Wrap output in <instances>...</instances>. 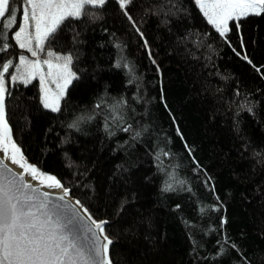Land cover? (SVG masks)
<instances>
[{"label":"trees","instance_id":"16d2710c","mask_svg":"<svg viewBox=\"0 0 264 264\" xmlns=\"http://www.w3.org/2000/svg\"><path fill=\"white\" fill-rule=\"evenodd\" d=\"M126 10L131 21L107 0L45 44L72 56L61 111L43 107L37 78L6 74L14 140L107 219L112 264H264V14L221 37L195 0ZM16 26L0 31L13 45L0 63H17Z\"/></svg>","mask_w":264,"mask_h":264},{"label":"snow or ice","instance_id":"6c2138e0","mask_svg":"<svg viewBox=\"0 0 264 264\" xmlns=\"http://www.w3.org/2000/svg\"><path fill=\"white\" fill-rule=\"evenodd\" d=\"M14 2L15 0H0V31L18 23ZM116 2L131 21L132 17L126 9L132 0ZM106 3L107 0H22V24L11 39L16 41L20 49H26L31 56L37 57L64 21L78 20L86 15L87 9L103 8ZM195 3L221 37H226L230 32V21L235 20L238 28L240 20L264 14V0H195ZM7 39L9 37L6 35L0 37V52L13 47L4 42ZM243 44L241 37L242 47ZM47 55L49 59L43 61L28 60L26 56L20 55L19 64L13 65L12 60L0 63V149L5 159L23 170L20 174L13 173L0 160V264H112L110 246L113 241L105 231L108 221L94 219L79 200L75 201V205L50 207V193L39 192L38 188L24 180V175L28 174L42 186L62 189L63 194L57 197L60 201L70 194L69 188L56 176L43 172L24 158L21 148L12 139L5 115V95L8 94L6 74L10 75L12 81H20L25 85L39 76L43 107L52 112L61 111L60 101L65 89L76 78L71 69L72 56L56 55L52 51H48ZM237 55L241 54L238 52ZM242 58L248 59L247 55ZM53 59L57 63H53ZM248 62L251 63L250 60ZM42 64L48 66L49 78L54 77V82L62 81L57 82V93L53 94L45 87ZM10 67L16 68V75L10 73ZM96 107L99 108L100 104ZM114 107H119V102ZM113 119L121 117L117 115ZM75 126L76 122L69 125ZM105 126L107 128V124ZM123 131L127 132L129 128H124ZM139 134L136 133L137 136ZM176 183L182 185L184 181ZM175 190L168 181L162 187L165 192ZM76 205L83 209V215L77 211ZM232 248L236 249L237 246L233 244ZM224 250L221 247L216 255H221Z\"/></svg>","mask_w":264,"mask_h":264},{"label":"rangeland","instance_id":"374dc122","mask_svg":"<svg viewBox=\"0 0 264 264\" xmlns=\"http://www.w3.org/2000/svg\"><path fill=\"white\" fill-rule=\"evenodd\" d=\"M23 11V10H22ZM22 24V13H21V15H20V19H19V21H18V23H17V26L15 27V29L13 30V33H12V35L14 36V33H15V31H17V30H19V27H20V25ZM16 42V41H15ZM18 46V45H17ZM18 48H19V46H18ZM19 50H20V54H19V56L20 55H24V56H26L27 57V59L28 60H36V59H40L41 61H43V60H45V59H49V57H48V55H47V53H48V51H52L51 49H49V48H47L46 49V47L44 48V51L43 52H40L39 54H38V56L37 57H33V56H31V53H29V52H27V50L26 49H20L19 48ZM53 52V51H52ZM54 54H56V55H61V56H64V55H67V54H59V53H54ZM19 56H18V60H17V63L16 64H19ZM63 61H60V63H62ZM53 63H57V61H55L54 59H53ZM42 72L44 73V75H45V79H46V84H45V87H47L48 89H50V91H51V93H57L58 92V89H57V82H59V83H62V81H57V82H54V80H55V78L53 77V78H49L48 76H47V73H48V66L47 65H43L42 64ZM53 71H55V70H53ZM17 74V71H16V68H15V70H14V72H13V74L12 75H16ZM36 78H37V80L39 81V89H40V98H41V96H42V92H41V88H40V79H39V76H36ZM28 159V158H27ZM31 162V161H30ZM32 163V162H31Z\"/></svg>","mask_w":264,"mask_h":264},{"label":"water","instance_id":"95a60500","mask_svg":"<svg viewBox=\"0 0 264 264\" xmlns=\"http://www.w3.org/2000/svg\"><path fill=\"white\" fill-rule=\"evenodd\" d=\"M8 125H9V123H8ZM9 127H10V125H9ZM11 129V128H10ZM11 134H12V132H11ZM16 142V141H15ZM27 158V157H26ZM0 160H2L5 164H7V166L12 170V172L13 173H16V174H20L22 171H19V170H17L16 168H14L11 164H9L2 156H1V154H0ZM30 162V161H29ZM33 164V163H32ZM44 172V171H43ZM46 173H48V174H51V173H49V172H46ZM51 175H53V174H51ZM55 176V175H54ZM24 180H25V182H28V183H31L32 185H33V187H36V188H38L39 189V192H48V193H50V196H49V201H50V207H53V206H61V205H64V204H71V205H75V201H73L72 200V198H75V199H77L76 197H74V196H72V198H70V195H71V193H70V195H68V196H65L64 197V200L63 201H60V200H57V197L58 196H60V195H62L63 194V191H61V192H58V191H50V190H47V189H44V188H42L40 185H38V184H34L33 182H31L30 180H28L27 178H26V176L24 175ZM78 200V199H77ZM81 203V202H80ZM83 207L84 208H86L84 205H83ZM76 209H77V211L78 212H80L81 213V215H83V209H81L80 208V206L79 205H76ZM88 212H89V210H88ZM90 213V212H89ZM91 214V213H90ZM92 215V214H91ZM92 217L95 219V217L92 215ZM97 220H106L107 221V219H104V218H102V219H97Z\"/></svg>","mask_w":264,"mask_h":264},{"label":"bare ground","instance_id":"6f19581e","mask_svg":"<svg viewBox=\"0 0 264 264\" xmlns=\"http://www.w3.org/2000/svg\"><path fill=\"white\" fill-rule=\"evenodd\" d=\"M11 136H12V134H11ZM12 139H13V141L15 142V140H14V138H13V136H12ZM16 143V142H15ZM17 144V143H16ZM18 146V145H17ZM19 147V146H18ZM0 154H1V156L4 158V156H3V152H2V149H0ZM24 154V153H23ZM24 158L29 162V160L26 158V156L24 155ZM5 159V158H4ZM9 164H11V162H10V160H7V159H5ZM29 163H31V162H29ZM32 164V163H31ZM14 168H16L17 170H19V171H23L22 169H20L19 168V166L18 165H13V164H11ZM46 173V172H45ZM48 174V173H47ZM51 175V174H50ZM25 176H26V178L28 179V180H30L31 182H33L34 184H38V185H40L42 188H44V189H47V190H50V191H58V192H61L62 191V189H50V188H47V187H45V186H42L40 183H39V181H37V180H33L28 174H25ZM70 195V194H69ZM70 198H72V195H70ZM72 200L73 201H76L77 199H75V198H72ZM81 205H83L82 203H81ZM96 219V218H95ZM97 220V219H96ZM97 221H99V220H97Z\"/></svg>","mask_w":264,"mask_h":264}]
</instances>
